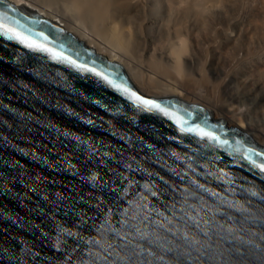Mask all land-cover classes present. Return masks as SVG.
<instances>
[{
    "label": "water",
    "instance_id": "obj_1",
    "mask_svg": "<svg viewBox=\"0 0 264 264\" xmlns=\"http://www.w3.org/2000/svg\"><path fill=\"white\" fill-rule=\"evenodd\" d=\"M0 13L121 85L0 36V264H264V173L240 159L264 147L207 108L143 95L53 22L4 0Z\"/></svg>",
    "mask_w": 264,
    "mask_h": 264
},
{
    "label": "bare ground",
    "instance_id": "obj_2",
    "mask_svg": "<svg viewBox=\"0 0 264 264\" xmlns=\"http://www.w3.org/2000/svg\"><path fill=\"white\" fill-rule=\"evenodd\" d=\"M4 1L53 22L65 33L94 49L98 55L121 65L132 84L143 95L154 98L169 95L202 106L208 109L212 117L214 114L221 116L227 128L233 127L246 134L255 144L257 143L253 139L264 143L263 122L258 123L259 120L255 117L237 115L231 105L209 101L200 92L187 91L179 82L177 75H181L184 82L186 76H189L186 66L194 74L200 75L196 54L202 52L200 36L215 28L218 18L213 16L209 7L216 6V0H147L149 4L146 0H48V3H39V0ZM151 2L154 6H162L165 13L157 34L149 28L145 29V26L149 27L148 23L152 25L151 18L157 17L154 15V8L150 6ZM190 15L196 19L193 27L186 24V16ZM254 16L264 18V3L255 8L253 18ZM262 24L264 22L259 25L256 20H252L249 28L227 40L231 48H235L237 42H248L254 34H259L264 41ZM211 26L214 28H209ZM188 27L193 28L192 32L187 33L192 45L189 48L186 44ZM224 59L215 57L209 63L211 73L219 79L224 73V62L227 63V58ZM245 80L237 79L241 87L251 90L250 98L256 103L264 101V80L259 77L251 79L248 82L249 88L246 87ZM221 81H224L222 88L228 98L234 102L239 94L230 86L233 78Z\"/></svg>",
    "mask_w": 264,
    "mask_h": 264
},
{
    "label": "rangeland",
    "instance_id": "obj_3",
    "mask_svg": "<svg viewBox=\"0 0 264 264\" xmlns=\"http://www.w3.org/2000/svg\"><path fill=\"white\" fill-rule=\"evenodd\" d=\"M263 1L264 0H216L217 5H212L209 7V10L212 11L213 16L218 18L217 22L215 23L216 25L214 24L215 28L212 27V25L209 28L214 29H210V31L207 29L208 31L206 32L208 33L204 32L208 35V37L207 35H204L202 32L203 30L201 31L203 33H201L202 36H200V49L202 52L196 54L197 67L199 69L200 75H196L191 72L187 66L185 70L186 72H189V76H186L185 82L181 75H177L180 78L179 82L182 83L184 87H186L187 91L200 92L201 94H204V96L207 97L209 101L222 102L225 105H231L237 115H247L248 118L255 117L259 120L258 123H264V101H261V103H256L255 100H252L250 98L251 90L245 89L244 86L241 87L242 85L239 83V81H237V79H246L245 81L247 82V88L250 86L248 82L253 78L259 77L260 79L264 80L263 37H261L259 34H254V32L252 33V35H254L249 39L248 42L243 44L237 42L235 47L236 49L231 48V45L227 40L234 36H238L243 30L249 28L251 26L250 22L252 20H256L259 25L260 22H264V18L262 19V17L257 16V18L254 16L253 18V12L255 11V8L262 6L264 3ZM39 3H48V0H39ZM147 4H149V2H147ZM154 5L155 4L151 2L150 6L154 8V15H157V17L151 18L150 22H152V25L148 23L147 25H149V27L145 26V29L147 30V28H149L154 31L155 34H157V31H159V24L161 23L163 16H165V13L163 12L162 6ZM195 20L196 19L194 16H186L187 26L189 25L193 27ZM262 26H264V24H262ZM191 29L193 30V28L190 27L186 28V44L188 48L192 46L190 41L191 39L187 35V33L189 34L192 32ZM209 32L211 33L210 35ZM205 37L207 39H205ZM215 57L225 59L227 58V63L225 61V66L223 65L224 73L220 76V79L219 77L213 76L209 68L211 59ZM232 78L233 81L231 82L230 86L236 91L237 94H239V97L235 98L237 101L234 99V102H232L233 100L230 101L228 98L227 93H225V90L222 88L224 81H221ZM162 97L171 96L165 95ZM186 102L189 103L188 101ZM207 107L209 108L210 106ZM213 118L215 120L222 119L221 116H217L216 114H214ZM253 141L264 146V143L261 141L256 139H253Z\"/></svg>",
    "mask_w": 264,
    "mask_h": 264
},
{
    "label": "snow or ice",
    "instance_id": "obj_4",
    "mask_svg": "<svg viewBox=\"0 0 264 264\" xmlns=\"http://www.w3.org/2000/svg\"><path fill=\"white\" fill-rule=\"evenodd\" d=\"M6 16V13H0V17ZM45 24L48 22L45 21ZM0 36L7 38L8 40H15L22 44L24 47L45 53H54L53 58L61 59L64 62H67L69 65L76 67L78 69H84L85 71H90L97 76H100L102 79L107 81L110 84H113L116 87H121V85H116L115 81L110 79L108 75L103 73L102 71H97L94 67H89L87 64H81L77 60H74L71 56H66L62 52H55L54 49L49 48L46 44L40 43L37 40L32 39L31 36L26 35L23 31L18 29L12 28L3 23V20L0 19ZM29 32L32 30L29 29ZM36 35L43 36L45 40H47V36L43 31L37 32ZM63 47V46H61ZM128 91V89H125ZM133 96H136V99L139 103H142L147 111H160L164 115L168 116L170 113L167 109H165L160 103L157 102L155 99L145 98L143 96H137L136 93H132ZM177 125L179 126V131L184 134H194L201 139H209L213 141H217L223 145H228V140H221L219 136H217L214 132L208 131L205 125L207 121L205 120L203 124H193L188 126L187 121H176ZM255 157L264 158V151H260L255 148H249L244 155L240 157L241 160H246L254 167L259 168L260 172L264 173V162H260ZM155 195V194H153Z\"/></svg>",
    "mask_w": 264,
    "mask_h": 264
}]
</instances>
